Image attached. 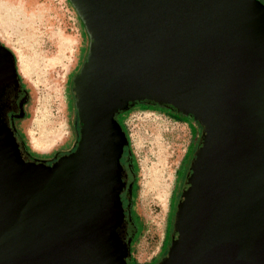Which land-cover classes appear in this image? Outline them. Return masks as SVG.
Here are the masks:
<instances>
[{
    "label": "water",
    "instance_id": "1",
    "mask_svg": "<svg viewBox=\"0 0 264 264\" xmlns=\"http://www.w3.org/2000/svg\"><path fill=\"white\" fill-rule=\"evenodd\" d=\"M172 1L175 6L171 7ZM186 1L179 11L174 0H157L158 8L155 0L77 3L79 9L82 4L93 9L99 18L96 25L92 24L99 34L95 49L79 79L81 89L92 91L82 100L86 121L93 124L92 138L88 142L85 136L74 156L43 176L58 180L47 183L39 210L31 203L35 186L42 179L40 171H45L17 164L12 147V159L6 161L0 155V264H120L110 255L112 247L101 241L104 234L98 224L95 228L84 222L79 226L96 240L79 244L68 238L61 240L64 233L57 219L64 201L58 181L71 174L70 166L79 157L84 162L91 160L97 136L108 141L110 134L118 135L112 121L116 106L146 90L171 101L172 95H165L146 79L158 77L154 78L156 83L163 84L176 68L181 69L182 78L176 83L181 81L177 86H182L170 91H194L196 98H187L182 104L196 119L207 120L208 134L193 165L185 198L178 206L176 236L159 264H264V8L255 0ZM166 6L169 9L165 10ZM115 7L122 10L117 12ZM193 29V39L203 38L200 44L187 46L192 54L186 53L185 59L179 52L170 62V52L178 43L173 38L187 36ZM2 49L0 56L7 59L15 77L13 55ZM159 56L164 60L168 57V64L160 66L162 71L155 65L154 71V63L161 61ZM196 63L209 71H198ZM122 93L127 97L121 101ZM95 164L90 174L84 172L93 180L105 169L100 162ZM98 194L92 195L97 203L101 202ZM84 195L77 204L86 203V192ZM63 196L70 207V194ZM67 204L63 206L72 214Z\"/></svg>",
    "mask_w": 264,
    "mask_h": 264
},
{
    "label": "rangeland",
    "instance_id": "2",
    "mask_svg": "<svg viewBox=\"0 0 264 264\" xmlns=\"http://www.w3.org/2000/svg\"><path fill=\"white\" fill-rule=\"evenodd\" d=\"M0 37L27 91L24 116L15 129L38 155L50 157L68 148L74 140L71 82L88 42L75 8L70 0H0ZM121 122L136 168L134 212L141 225L132 258L138 264H154L169 238L175 195L195 127L152 107L136 108ZM55 133L58 137L51 139ZM31 141L48 152L35 151Z\"/></svg>",
    "mask_w": 264,
    "mask_h": 264
},
{
    "label": "flooded vegetation",
    "instance_id": "3",
    "mask_svg": "<svg viewBox=\"0 0 264 264\" xmlns=\"http://www.w3.org/2000/svg\"><path fill=\"white\" fill-rule=\"evenodd\" d=\"M82 1L81 0H70L71 4L73 5V7L75 8L77 12V16L79 20L81 21L83 25L84 32L87 36L88 42H87L86 53L84 52L85 56H84V59L82 60L81 67L78 69L77 73L74 76V79L71 82V89H72L71 99L73 103V123L72 125H73V131H74V140L68 148L66 147L62 150L56 151L50 157L38 155L32 152L28 148L24 140L23 134H21L17 128H16V131L17 133H19L18 135L12 130L13 126L16 127L15 124L17 120L23 119L22 117L24 116V105H23V102L19 101L20 95H19L18 89L16 88L17 85L14 86L15 78L10 73L11 72L10 66L6 63V59L4 58V56L2 57L0 56V75H1L0 87L2 86L0 90V101L3 98L5 91L9 87L15 88V90L10 89V91H12L13 93L10 96L9 103L5 102V104L0 106V130H1L0 133H2L3 137H5V138L0 139V155L2 156L3 160L5 159L7 161L8 157L12 159L13 157L12 151H14V154H15L14 157L17 160V164H21L26 168L27 167H41L45 171V173L42 170L40 171V173L43 174L42 175L43 180L41 179V181H39V184L35 186L33 197H32L31 205L35 208L37 207L36 209L38 208L40 209V207L43 205L42 195L45 193V189L47 188L48 184L56 180V178L51 175H49L47 178H43V176L44 175L47 176L48 172L50 171L54 172L63 162H66V160L69 157L74 156L83 146V139L85 136L88 142L92 138V134H90V132L92 130L91 126H93V124L87 123L85 108L82 107L83 106L82 105L83 96L85 97V93L90 94V92L92 93V91H89L87 88L84 90L81 89L79 79L81 78V75H82L81 72L85 70L86 67H88L87 65L89 64L90 56L92 55L95 49L94 47L96 45L95 44L96 36L98 38L99 34H98V31L93 28L92 24L96 25L99 18L97 16L98 14L95 13L93 9L92 10L88 9L87 5H86L87 7L86 8L84 4H82V7H81L82 9H79L77 3L79 2L82 3ZM174 1L178 3L177 6L179 9H177V11H179L180 9H183L182 5L185 6L187 2L186 0H174ZM255 1H257L264 8V0H255ZM156 2L157 0H155V7L156 8L160 7L159 2L157 3ZM173 5L174 4L172 1L171 7ZM167 9H169V6H166L165 10ZM115 10L118 12V11H121L122 8L120 10L117 7H115ZM166 26H168V23L166 24ZM156 27H157V24H155V28ZM195 34L196 32L193 29L192 32L191 30L187 31V36H185V34L180 35V36L175 35L176 37L173 38V40H176L178 43L177 45H174L175 48L172 49V52H170V55H169L170 62L176 56H178L179 52L180 53L182 52L183 59H185L183 56L186 53L188 55L192 54L191 52L188 51L187 46L189 47L191 45L195 46L198 43L200 44L201 40L203 39L202 38L200 40L198 37L193 39V37H196ZM158 59L161 61L154 63V66H152V70L154 71H155V65L158 68V71H162V68L160 66L168 64V60H169L168 57H166V59L164 60L162 56H159ZM176 62L178 61H175L174 64ZM136 63L138 65H142L141 59H137ZM196 64H197L196 67L198 71H201L202 73H207L209 71V70H206L204 67H202L203 65L199 63H196ZM192 66L190 68H192ZM135 74H138V69H136ZM180 75H181V69L176 68L172 72L171 78L169 80L168 79L165 80V83L163 82V84L156 83L154 78L156 80H159L158 77H153V79L152 78L146 79V82H148L149 84L152 83L151 85L156 87L158 90L163 91L165 95H168V96L172 95L173 99H171V101L165 98L160 99L155 94V92L146 90L145 92L142 93L141 96H138V97L134 96L133 98L127 100L125 103L116 106L114 108L115 110L112 115V121L114 125L116 126L117 130L119 131L118 135H116V137H113L112 136L113 134H110L111 136L109 137L108 141L105 138L102 139L97 136L98 140L91 147L92 148L91 160L89 162L87 161L84 162L81 159V157H79V159L76 161L77 163L72 164V166H70L72 169L71 174L63 176L64 180L62 179L58 181L59 183H61L59 185V189L61 188L59 190L60 191L59 195H62V198L64 201V204L63 203L61 204L62 213L57 219V222L59 223V225H61L62 233H64V234H61L63 235L61 240L63 239L65 240L68 238L70 240H73V242H75L76 244H79L83 241L85 242L87 240L90 241L89 239L96 240L95 237L92 236L93 234L90 235L86 233L85 227L79 230L80 228L79 226H82V224L84 225V223H88L90 228L91 227L95 228V226L98 224L100 225V227H102L101 228L102 233L104 234V237L102 238L101 241L108 243L112 247L110 251V255L113 258L115 257V260L118 261L120 264L121 263L123 264V261H122V256L124 255L123 240L126 239V231H127L126 222L128 221L127 219L128 195H131L132 188L135 187V184H133L134 175L131 170L132 163L129 160L128 149H127V146L130 145L129 136H128V133L126 132L125 127L123 126L121 122V119L126 114H128V112H131L132 110L136 108H139L138 106H142L144 103L147 105H150L152 108L163 110L164 113H167L168 115L174 118L183 117L185 120L190 121L195 127V137H194V143H193V146L195 145V149L192 148L190 155L188 156L190 160L188 158L186 167H185V172H186L185 177L183 178L182 184L180 185V188H179L180 189L179 204L184 200L185 193L189 185L188 183H189V179L192 173L193 165L195 164L197 156L200 153V150L203 147L204 142L207 138L208 127H207L206 119L204 120L196 119L195 116L191 114L188 111V109L182 104V102H184L187 98H190V97L196 98L194 91H192L189 88H184V91H181V92L173 93L170 91V89H173V91H178L181 89L182 85L177 86L181 81L178 84L176 83L178 82V80L182 79ZM124 77L125 76L123 75V78ZM1 82L3 83V85ZM134 92H136V90ZM188 92H190L191 95H189ZM215 96L216 95L214 94L213 98ZM126 97H127V94L123 95L122 93L119 95L118 99L122 101ZM114 99L115 97L111 98L112 104H114ZM210 99L211 98H208V100ZM21 109H23L22 114L20 113ZM217 110L220 111L219 109ZM13 115H17V116L21 115L20 116L21 118L20 119L16 117L14 118ZM191 118L192 120H190ZM219 118H221L220 120L224 119L221 116H219ZM2 119H5L6 122H8L9 128L5 125L6 123ZM194 122H197L198 125H196ZM23 128L28 135V131L26 130L25 124H23ZM7 140L10 141L12 146H9V143ZM88 142L85 144L86 146H88ZM31 146L37 152H41V153L48 152L46 149L42 150V149L36 148L32 144V141H31ZM10 148L12 149V151L10 150ZM193 150L195 151L192 153ZM96 162H100L101 164H103L105 169L103 168L99 176L95 177V180H93L89 178L90 175L87 177L86 176L87 173L85 174L84 172L87 171L90 174L89 170L91 172L92 170H94L95 166L97 165L95 164ZM133 162H134V159H133ZM111 166L113 167L112 169L115 175H113L112 172L110 171ZM106 191L108 192L109 198L105 197L107 195ZM85 192L87 194V199H88L86 200L87 204L84 202L77 204L78 200H81V199L84 200L83 195ZM95 192L99 193L98 195H100L99 201L101 200V202L99 203H97L95 200L92 199V195ZM65 193L70 194V198H71L70 201L72 200L71 202L73 203L70 207L64 200L63 195ZM65 204H67L69 208L73 209L72 212L73 211L74 212L72 214L69 210L64 208L65 206L63 205ZM85 204H86V209H87L86 212L83 211L84 210L83 206ZM102 216L104 218H102ZM34 217L38 218L36 214H34ZM82 218L84 219L86 218V219L82 221ZM34 220L36 221L37 219H34ZM175 222H176V219L173 225V234L171 237V244L174 240V237L176 236ZM70 228H72L73 231H71ZM99 233H101V230Z\"/></svg>",
    "mask_w": 264,
    "mask_h": 264
},
{
    "label": "trees",
    "instance_id": "4",
    "mask_svg": "<svg viewBox=\"0 0 264 264\" xmlns=\"http://www.w3.org/2000/svg\"><path fill=\"white\" fill-rule=\"evenodd\" d=\"M3 46L0 44V49H2ZM4 50V49H2ZM5 52V51H4ZM8 58L10 59V54L8 53ZM7 60V59H6ZM11 61V60H10ZM15 84L14 86H16V88L18 89V92H19V101L20 102H23V104H25L24 102L26 101L27 99V91L24 87V85L21 83V79L18 77V75H15ZM10 89H13L15 90V88H11L9 87L4 95H3V98L2 100L0 101V106H2L3 104L6 103H9L10 101V96L12 95V91H10ZM138 107H151L150 105H147V104H143L142 106H138ZM23 108V107H22ZM23 109H21V114L23 113L22 112ZM131 110V109H130ZM129 113V112H128ZM21 115L17 116V115H13V117L15 118H21L20 117ZM3 118V116H2ZM183 118V117H181ZM174 119H177V117H175ZM184 119V118H183ZM6 124V126L9 128V125H8V122H6L5 119H2ZM192 120V118L190 119ZM196 125H198L197 122H194ZM12 130L18 135L16 129H15V126L12 127ZM22 138V136H21ZM193 149H195V145L192 147ZM127 149H128V155H129V160L131 161L132 163V166H131V170L133 172V175H134V180H133V184H136V168H135V164L133 162V156H132V152H131V149H130V145L127 146ZM195 150L192 151V153L194 152ZM190 155V154H189ZM189 158V157H188ZM187 158V160H188ZM190 160V158H189ZM185 168L183 169L182 173H181V177H180V180H179V183H178V187H177V192H176V195H175V200H174V206H173V217H172V221H171V225H170V228H169V238L166 242V245L164 247V250H163V254L160 258V260L157 262V263H154V264H159L162 260H164V258L167 256L168 254V251H169V248H170V245H171V237H172V234H173V225H174V221L176 219V211L178 209V205H179V199H180V194H179V191H180V185L182 184V181H183V178L185 177ZM135 193H136V189L135 187L132 188V193L131 195H128V206H127V211H128V215H127V219L128 221L126 222V239L123 240V252H124V255L122 256V261H123V264H138L133 258H132V252H133V246L134 244L136 243L137 241V238L140 234V223L138 222V219L135 215V212H134V198H135Z\"/></svg>",
    "mask_w": 264,
    "mask_h": 264
},
{
    "label": "bare ground",
    "instance_id": "5",
    "mask_svg": "<svg viewBox=\"0 0 264 264\" xmlns=\"http://www.w3.org/2000/svg\"><path fill=\"white\" fill-rule=\"evenodd\" d=\"M3 6H4L6 9H10V6H9L7 3H4V2H3ZM11 9H12V8H11ZM55 134H56V133H55ZM57 137H58V135L56 134V135L53 136L51 139H54V138L56 139ZM59 137H61V136H59ZM55 139H54V140H55Z\"/></svg>",
    "mask_w": 264,
    "mask_h": 264
},
{
    "label": "crops",
    "instance_id": "6",
    "mask_svg": "<svg viewBox=\"0 0 264 264\" xmlns=\"http://www.w3.org/2000/svg\"><path fill=\"white\" fill-rule=\"evenodd\" d=\"M0 44H1L3 47L7 48L6 45H5V43H3V42L1 41V37H0ZM7 49H9V48H7ZM9 50H10V49H9Z\"/></svg>",
    "mask_w": 264,
    "mask_h": 264
}]
</instances>
